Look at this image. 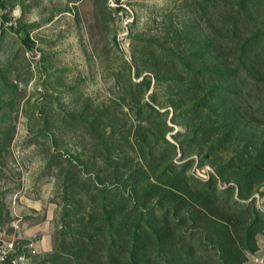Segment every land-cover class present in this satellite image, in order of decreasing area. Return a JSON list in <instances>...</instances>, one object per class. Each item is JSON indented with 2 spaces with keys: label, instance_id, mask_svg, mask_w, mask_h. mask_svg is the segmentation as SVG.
<instances>
[{
  "label": "rangeland",
  "instance_id": "374dc122",
  "mask_svg": "<svg viewBox=\"0 0 264 264\" xmlns=\"http://www.w3.org/2000/svg\"><path fill=\"white\" fill-rule=\"evenodd\" d=\"M241 1L0 0V234L26 254L48 234L33 264H84L71 230L101 203L92 181H120L106 201L120 212L124 192L142 221L114 264H264V180L247 165L264 101L227 75L245 77L231 48L262 29L264 0ZM214 86L231 93L216 117Z\"/></svg>",
  "mask_w": 264,
  "mask_h": 264
},
{
  "label": "trees",
  "instance_id": "16d2710c",
  "mask_svg": "<svg viewBox=\"0 0 264 264\" xmlns=\"http://www.w3.org/2000/svg\"><path fill=\"white\" fill-rule=\"evenodd\" d=\"M241 5V11L245 13L248 9L249 0H242ZM203 11L204 9L202 12ZM237 13L238 12L229 13L230 16L233 17L234 23L238 19ZM261 24L262 29L256 33L251 34V32L246 31L240 35H236V42L231 48V54L237 55L240 63L242 64V69L245 68V77L241 75L242 70L239 67L232 68V70L229 71L230 73L227 75L230 77V83L233 87H236L243 77L244 81L246 80L250 84L252 88L251 90L255 93L253 94L258 95V98L260 97L261 100L264 101V51L262 57H258L259 51L264 50V19L261 20ZM232 31H236V26L233 27ZM231 34L233 33L231 32ZM258 59H260V62ZM201 75L203 78L204 75ZM219 78L220 75L213 72V81H221ZM216 82L215 85H217ZM210 93L212 96L205 99V101L209 104L207 108L209 111L210 109H213L212 113L215 116L220 109L219 100L226 96H230L231 93L221 91L219 86L210 88ZM204 111H207V109L205 110V108H201L200 115L204 113ZM254 153L255 154L253 156L247 158L251 160V163L247 164L250 165L248 173L259 176L260 179L264 180V140L262 141L260 147H255ZM141 170L143 171V169ZM160 173L161 172H159L158 175L161 177ZM92 183L93 181L86 182L88 186L86 187V195L90 198L93 197V194L90 193L92 189L101 196L102 200L101 203L90 204L91 206H88L86 213L82 215L78 214L79 217L75 220L76 226H74L71 230V232L76 230V232H74L75 234L73 233L71 246L78 247V245H80L82 247L83 251L81 257L84 264H114L113 262H115V260H113V258L115 255L117 254V256H119L122 253L124 255V249L128 253L130 250L129 244H136L138 237L143 235L144 230L140 228V223L142 221L141 218L136 215L137 210L135 207L127 204V199L129 198L124 197V192L121 199L126 201V203L122 206L120 212L117 211L119 210L118 204L106 201V198H108L110 193L116 192L117 195L120 194V181H117L114 184L115 186H111L112 184H107L105 182H98L99 185L94 186ZM200 194H202V191L196 192L195 196L201 197ZM205 194L206 195L203 200H205L206 196H209V190ZM72 207L75 208V210H66L65 212V216L67 217L69 224H71L70 222H73L70 217H74L77 215L76 213L80 211L77 205H73ZM121 212L125 214L122 215ZM132 214H135V216L132 217ZM118 215H120V222H117ZM127 217H129V219H127ZM256 225H258V222L256 220L252 221L251 224L247 226L246 230L252 232ZM153 232L157 238L161 237L155 228H153ZM172 233L173 232H170V234ZM120 239L122 244H120ZM54 244L53 250L54 252H58L64 243L55 239ZM119 247L120 250H118ZM134 249L135 245L131 248L130 255H134ZM142 256H144V254ZM133 260H135V258Z\"/></svg>",
  "mask_w": 264,
  "mask_h": 264
},
{
  "label": "built area",
  "instance_id": "2783aa9c",
  "mask_svg": "<svg viewBox=\"0 0 264 264\" xmlns=\"http://www.w3.org/2000/svg\"><path fill=\"white\" fill-rule=\"evenodd\" d=\"M17 239L14 236L5 238L0 234V264H33L32 256L38 253L34 244L31 242L26 245V254L19 250Z\"/></svg>",
  "mask_w": 264,
  "mask_h": 264
},
{
  "label": "crops",
  "instance_id": "0c3cea01",
  "mask_svg": "<svg viewBox=\"0 0 264 264\" xmlns=\"http://www.w3.org/2000/svg\"><path fill=\"white\" fill-rule=\"evenodd\" d=\"M36 229H27L25 230V234L32 235ZM33 243V242H32ZM34 244V243H33ZM34 247L36 250L39 251H49L52 248V240L48 234H42L38 240H36Z\"/></svg>",
  "mask_w": 264,
  "mask_h": 264
}]
</instances>
